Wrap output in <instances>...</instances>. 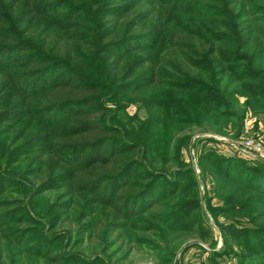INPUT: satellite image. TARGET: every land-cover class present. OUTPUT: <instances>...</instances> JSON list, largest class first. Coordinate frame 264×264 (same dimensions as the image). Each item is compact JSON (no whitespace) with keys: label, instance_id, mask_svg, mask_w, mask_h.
Returning a JSON list of instances; mask_svg holds the SVG:
<instances>
[{"label":"trees","instance_id":"obj_1","mask_svg":"<svg viewBox=\"0 0 264 264\" xmlns=\"http://www.w3.org/2000/svg\"><path fill=\"white\" fill-rule=\"evenodd\" d=\"M2 94L0 123H37L29 135L14 134L16 122L0 130V196L25 187L11 170L33 151L28 186L35 195L64 187V208L85 232L120 241L154 230L150 210L191 173L181 160L184 130L198 118L219 128L241 120L239 96L264 109V0H0ZM130 103L144 117L128 115ZM248 174L242 187L264 199V165ZM232 232L257 240L252 252L264 264V225ZM46 243L20 251L51 258Z\"/></svg>","mask_w":264,"mask_h":264},{"label":"rangeland","instance_id":"obj_2","mask_svg":"<svg viewBox=\"0 0 264 264\" xmlns=\"http://www.w3.org/2000/svg\"><path fill=\"white\" fill-rule=\"evenodd\" d=\"M7 97L0 95L1 111L6 108ZM245 102V97H238L243 115L236 123L232 119L219 128L215 121L198 118L200 124L184 130L188 141L181 148V160L191 173L181 182L175 195L150 210L157 214L149 218L154 230L132 231L120 241L102 232L99 235L85 232L83 221L78 224L71 210L64 208V187L56 186L35 195L34 187L27 184L34 178L30 172L36 168L30 162L34 152L29 151L20 158L27 160L14 164L15 169L11 170L25 187L20 184L18 192L7 191L0 196L4 225L0 227V264H261L259 256L252 252L257 240L250 236L234 238L232 232L251 222L260 228L264 225V199L257 192L242 187L251 180L249 168L264 165V162L241 152L243 139L262 137L264 140V109L257 110ZM126 112L128 115L138 113L141 118L145 115L143 109L132 103L126 107ZM19 119L1 122L0 130L16 122L14 134H31L33 123L37 122L27 117ZM208 153L223 160L224 170L220 166V170H215L217 168L211 166L213 159L202 158ZM1 163L2 173L9 176V165L5 160ZM54 206L59 207L57 213ZM235 207L242 209L230 211ZM229 211L233 213L231 216ZM248 211L261 218L250 222ZM24 212L28 213L26 218H23ZM161 215L163 218L168 215L170 220L161 223ZM43 238L47 241L44 251L48 249L51 258L58 259L59 263L50 257L44 259L33 253H21L22 248L38 249L37 243ZM21 240L24 244L17 246Z\"/></svg>","mask_w":264,"mask_h":264},{"label":"built area","instance_id":"obj_3","mask_svg":"<svg viewBox=\"0 0 264 264\" xmlns=\"http://www.w3.org/2000/svg\"><path fill=\"white\" fill-rule=\"evenodd\" d=\"M242 154L255 157L264 162V140L263 138H245L242 140Z\"/></svg>","mask_w":264,"mask_h":264}]
</instances>
